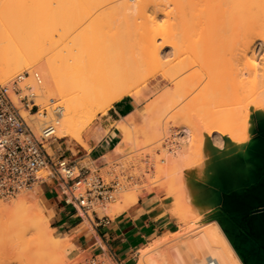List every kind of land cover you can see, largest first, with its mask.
<instances>
[{
    "label": "bare ground",
    "instance_id": "6f19581e",
    "mask_svg": "<svg viewBox=\"0 0 264 264\" xmlns=\"http://www.w3.org/2000/svg\"><path fill=\"white\" fill-rule=\"evenodd\" d=\"M4 1L8 8L4 11L0 10L2 11L0 12V77H10L16 71H21L26 68L29 70H31V68L39 69L43 80L41 81L42 83L38 84L37 89L34 88L36 91L38 90V98H35V104H41L46 107L48 100L53 102L54 99H56L57 102H53L55 108L52 109L56 117L49 116L51 115L50 113H52L49 109V115H43L39 110L38 115L35 116L38 119L37 124L53 121L55 139L66 138L74 140L84 148L87 147V144L81 137V132L87 128L88 124L95 117V114L97 112L104 113L113 102L118 101L123 95H127L132 89L138 87L139 83H134L131 80L136 73H138L141 66L159 62L160 59L166 58L171 53L173 54L177 47V42L174 39L175 34L168 28L170 12H163L160 1L131 0L133 1L132 5L129 0L131 6L128 4V0H120L121 2L119 0H114L130 8H123V4L116 5L119 3L115 2H113L114 4L111 3L115 6L106 4L110 6H107L110 8V13H107L109 10H106V14L103 12L104 15L94 17L96 25H94V27L92 26L91 31L89 30V24L87 25L89 29L85 27L88 30H86V33L90 31L89 37H82L84 34L79 36V32H77L78 37L75 36V33L74 36L68 38L72 41L67 39L70 45L66 41L67 44H65L64 47L61 41V48L59 47L60 49L58 50L56 49L59 44L56 46L55 43L56 49H54L57 52L55 51L56 53H54L53 58L41 62V55L43 52H33L34 46L36 45L35 37L29 36L22 30L16 32L17 30L14 25L10 27V30H3L4 18L12 10H16L15 8L13 9V7L16 6V0H3L1 4H3ZM71 1L72 0H56L58 4L57 9L59 10L56 21H59L57 24L55 23V28L63 18H68L69 20L66 19V22L69 23L70 21L75 22L74 20L78 17L77 9L75 10L76 12H71L70 6L73 7L75 5L71 3ZM93 1L95 2L96 0ZM101 1L103 2V0ZM170 1H172L174 5H178L176 7V9L179 10L178 16L181 17L180 20L184 19L186 17L182 10L184 6L180 7V4L191 0ZM216 1V5L220 8L219 17L229 22L231 26V51L228 58H226L225 62L220 66L222 84H229V86H235L237 88L246 87L248 82L253 85L255 84V79L259 78V76H257V78L255 76L256 68L257 70L262 68L259 71L260 73L257 71L258 75L261 74L260 78L256 81L257 85H259V82H261L260 80L264 79V74H262L264 73V0ZM76 2L77 0L75 3ZM90 3L92 4V2ZM84 5L85 4H82L83 10L85 8ZM82 6H78L80 8V13ZM117 6L122 7L118 8V10L116 8ZM112 7L113 9H111ZM20 9H22L21 6ZM20 9L18 12H20ZM89 12L92 13L91 11ZM16 13L17 10L15 15ZM90 13L88 14L89 17L86 16V19L93 15L90 16ZM12 14L13 13H10L9 15L11 16ZM162 14L165 19L160 24L158 21L162 19L160 17ZM132 20L139 21L132 23ZM63 22L66 23L65 20ZM63 22H61L62 26L64 25ZM130 23L132 24L130 25ZM134 24H136V26ZM133 25L136 28H134ZM62 26L57 29H60L59 31L63 34V29L67 26L65 28ZM103 26L106 30V27H108L107 33L109 34L103 36L105 37V41L102 38V42H104L101 46H98V43L97 46H94L96 44L92 45L85 42L87 39L96 40L98 35L97 32L101 33ZM12 27H14V29ZM129 27H133L134 29L130 30ZM105 29L104 31H106ZM80 30L81 29H79V31ZM58 38L61 39L63 37L58 35ZM59 39L56 41L58 42ZM8 40H14L16 45L12 50H3L2 46ZM62 40H64V38ZM52 46H54V44ZM49 49H51V47ZM46 50H48V48ZM64 50L67 51L66 54ZM73 50H75L74 53ZM259 50L263 51L262 56H260L262 58H260L261 60H258V55L256 54V51ZM67 53L69 56H66ZM64 56L70 60L64 62ZM60 57H62V60ZM58 58L60 60H58ZM257 60L261 62H257ZM197 62V58H192L190 61L177 63V66L168 65V67H173L166 73H162V77L171 81L173 84H178L185 78L184 73ZM166 63L169 64L170 61H166ZM257 66H260V68ZM241 70L244 71V74L245 72H249L248 74L252 72V75L254 73V77H251L252 80H247L249 75L246 74L248 77L245 78V81L242 77H246V75H239ZM32 73L30 72V74ZM202 73L203 74L200 76H208L209 74L208 71ZM151 75L153 74L151 73ZM33 81L34 80H32V82ZM263 81L261 82L262 87H264ZM257 85L255 84L253 86L255 87ZM259 89L262 90L261 86ZM261 94L264 99V89L261 91ZM175 104L176 103L173 101L169 104V107L174 108ZM50 106H52V104L47 107L50 108ZM152 111V105L146 106V113L148 115L152 113ZM186 114L190 116L192 113L190 110H187ZM262 121L264 122V117ZM262 121L259 127L262 126L263 128L264 123H262ZM127 124H129V122ZM117 129L120 133V141L114 149H112L114 153L125 150L132 143L128 137L125 124L118 125ZM89 130L90 129L86 130V133L89 132L90 134V131L93 129ZM188 132V128L185 127L176 131V133L184 135ZM221 137H223V134L215 132L214 134L206 135L205 139L207 143L209 141L215 143L220 141ZM220 154H214L212 159L210 158L211 160L209 159L210 161H208L207 171L209 183L206 187L208 188L209 197L204 201H197L196 199L199 197V188H195L188 192L189 197L192 199L193 206H196V204L201 205L204 209L209 211L208 213L210 215L215 216L214 219L210 220L212 223L207 224V222L198 224L180 233H173V235H171L173 236L172 238L161 236V238L153 241L151 244L149 243L148 246L145 245L146 247L138 251L139 255L136 264H264V226L262 222L258 218H245L247 212L244 210L228 208V204L226 205L224 200V195L233 192L235 195H239V191H236V189L234 190V188L225 190L220 182L221 177L219 178L225 171L226 166V171H229L235 163H241L243 168L242 170L240 168L238 171L243 172L245 170L246 182L248 185L247 192L252 191L255 193L256 188L264 181V171L253 180L247 176V166L243 161L236 157H227L230 155H237L242 160H246L254 154H259L264 160V140H261V138L256 139L255 142L252 143L248 153L231 146ZM181 158L182 155L180 153H173L171 156H166V165L158 168V171L166 169L170 173L172 181H178V178L183 177L186 170L184 163L179 162ZM226 158L231 161L224 163L223 161L227 160ZM200 185L202 186L203 184ZM36 187L38 188V186ZM136 190H130L122 195H116V201L106 207L104 214L113 216L134 203L142 193L140 191L141 193L139 194ZM145 190L147 189L145 188ZM16 196L15 198L13 197L14 200L6 205H3L0 201V215L5 217L4 223L11 215L17 214V219L13 227L16 231L33 234L36 240V246L43 252V255L51 257L53 254L62 252L67 241H60L57 237H54L51 228L48 226L47 219L40 213L37 207L38 205L34 192H21ZM32 199L33 203L29 205L28 201ZM253 202L255 203V200ZM31 206H34L35 209ZM170 206L175 209L174 206L176 205ZM173 209L172 212H174ZM88 214L90 216V213ZM63 261L64 259L60 256L57 259H51L50 264H63Z\"/></svg>",
    "mask_w": 264,
    "mask_h": 264
},
{
    "label": "rangeland",
    "instance_id": "374dc122",
    "mask_svg": "<svg viewBox=\"0 0 264 264\" xmlns=\"http://www.w3.org/2000/svg\"><path fill=\"white\" fill-rule=\"evenodd\" d=\"M2 1L3 0L0 1V10L4 11L8 8V6L5 1L1 4ZM75 1L76 0H72L71 3L75 4L74 6L77 8L70 6V9L72 10L71 12L73 13L77 9L78 17L74 20L75 22L70 21L71 24L68 26L70 23L66 22V19L68 18H63L66 23H64V20L62 19V21H60L58 26L55 28V25L59 21H56L59 11L57 9L58 4L56 3V0H16L15 5L17 7L15 6L13 9L15 8L18 14L16 13L15 15L16 10H12L10 12L13 13L11 16L9 15L10 13L7 14L3 21V30H10V27L14 25L17 30L16 32H18V30H22L29 36L35 37L36 45L34 46L33 52H43L41 55V62L52 59L54 53L57 52L56 50L61 48V43L62 46L64 44L65 47V44H67L66 41L68 44L69 41H72L68 38L74 36L75 33V36H77V32H79V36L84 34L88 36L83 35L82 37H89L92 26L94 27V25H96L94 17L104 15L103 12L106 14V10L110 9L108 8L110 7L109 5L117 0H108L110 3L107 0H103V2L101 0H96L95 2L93 0H77L76 3ZM130 1L128 0V4ZM155 1H160L163 12H170L168 28L175 34L174 39L177 42L176 50L173 54H169L166 58L160 59L159 62H153L148 65L141 66L138 73H136L131 80L134 83H139L138 87L132 89L127 95L122 96V98L124 96H129L136 104L138 103L137 111H133L122 117V120L116 124V127L120 124H125L128 137L132 142L129 147L119 153H114L112 151V154L106 155L102 160L96 163L82 161L80 165H77V167L89 168L91 177L100 176L103 182L109 185L112 189V199L110 201L104 202L103 204L96 203V206H94L98 207L95 208L93 206L91 210L88 211V213H90L89 217L91 221L96 218L93 212H95L98 217L106 215L104 214L106 207L116 201L115 198H117L118 194L122 195L130 190L134 191L136 189L139 194L142 192L140 195L145 193H158L162 196V199L169 202L170 205H176L174 206L175 209L172 207L171 209H173V213L179 218V227L173 232L163 235L165 237L168 236L167 238H172L173 236L171 235H173V233H180L187 228H191L202 223L208 222L207 224H210L212 223L210 220L215 218V216L210 215L208 213L209 211L204 209L203 206L198 204H196V206L192 205V199L188 195V192H190L187 188L188 181L190 180L192 183L196 182L203 184L202 186L206 187L209 183L207 171L208 161L212 159L214 154H220L223 151L225 152V150L231 146L248 153L251 149L252 143H254L256 139L261 138L264 140V125L263 128L262 126L259 127L261 125L260 122L264 117V99L261 94V91L264 89L261 82L264 79L260 80V84L257 85L256 81L261 75H258L257 71L259 72L262 68L260 70H257L256 68L255 76L256 78L259 76V78L255 79V84L257 85L255 87L253 86L255 84L252 85L250 82H248L244 88H237L235 86H229V84H222L220 66L225 62L226 58H228L231 51V26L229 22H226L223 18L219 17L220 8L216 5V0H191L180 4V7L184 6L182 10L186 15V17L181 20V17L178 16L179 10L176 9L178 5H174V3L170 0ZM90 2H92V4ZM120 2L115 3H119L116 5L123 4ZM82 4H85L84 10ZM113 4H111V6ZM131 4L133 5V1H131ZM79 5L82 6L81 13L80 8L78 7ZM20 6L22 9H20ZM18 7L20 12H18ZM121 7L117 6L116 8L118 9ZM125 7L128 6L124 5L123 8ZM129 8L130 7H128V9ZM111 9H113V7ZM88 12L90 13V16L93 14V19L92 16L86 19V16L89 17ZM108 12L110 13V10L107 11V13ZM163 14L160 15L162 19L158 21L160 24L165 19ZM134 21L135 20H132L131 22L136 23L139 20ZM61 22L64 23L63 26ZM132 23H130V25ZM88 24L90 29L87 27ZM134 25L136 26V24ZM60 26L64 28L67 26L63 29V34L59 31L60 29H57L60 28ZM85 27L90 30L87 32L88 34L86 33L87 29ZM133 27H129L130 30L136 28ZM12 28L14 29V27ZM78 28L81 29V32ZM106 28L107 30L103 26V34L102 32H97L99 35V37L97 35L99 42L97 38L96 40L89 39L90 41L87 39L85 42L92 45L96 44L94 46H97L98 43V46H101L105 41V37L103 36L109 34L107 33L108 27ZM104 29L106 31H104ZM58 35L63 37L64 40H62L63 38L59 39ZM57 38L59 39L58 42L56 41L58 40ZM102 38L104 40L103 42ZM55 43L56 46L59 44L57 49ZM53 44L55 47L52 46ZM15 45L16 42L14 40H8L3 44L2 49L12 50ZM50 47L51 49H49ZM47 48L48 50H46ZM66 52L67 51H65V54ZM74 52L75 50H73V53ZM256 54L258 55V60H261L262 58L260 56H262L263 51H256ZM66 56H69L68 53ZM61 58L62 57H60V59ZM192 58H197L198 62L184 73L185 78L178 84H173L171 81L162 77V73H166L171 67L177 66V63L190 61ZM60 59L58 58V60ZM63 60L64 62H67L70 59L65 57ZM258 60L257 62H261ZM166 61H170V63L167 64ZM168 65L173 66L168 67ZM260 66L257 67L260 68ZM24 71L29 74L25 79V82L33 85L34 88L37 89L38 84L34 81V83L32 82L33 79H31L32 76L30 74L32 71H37L40 77V83H42L41 81L43 79L40 70L37 68H31V70L28 68L22 69L21 71H16L10 77H0V80H7L15 74L22 73ZM205 71H208V76H200L203 74L202 72ZM242 71L243 70H241L239 75L243 76L244 71ZM151 73L153 75H151ZM248 73L249 72H245L244 75ZM248 75L242 78L245 79L248 77L247 80L251 81V77H254V73L252 75L251 72V74ZM258 86H261L262 90H260ZM36 92V95L38 96V90ZM55 101L57 102L56 99H54L53 102L55 103ZM173 101L176 103L175 107L170 108L169 104ZM53 102L48 100V104H52L50 108L47 107L49 106L48 104L46 106L47 108L41 104H37L38 109L43 115H49L50 112L53 113L52 109L55 108V105L53 106ZM148 105L153 106V111L149 115L146 113V106ZM48 109L51 111L48 112ZM34 110L35 109H33L32 112ZM187 110L191 111L192 114L190 116H187ZM52 113H50L51 115L49 116L56 117V114ZM21 114L23 116L28 115L24 110H21ZM99 114L103 113L97 112L88 126L97 118ZM128 122L129 124H127ZM262 123L264 122L262 121ZM88 126L81 132L82 138L83 134L86 133V130H88ZM184 127L189 130L187 134L184 135L176 133V131H179L180 128ZM215 132L223 134V137H221L218 142L214 143L209 141L207 143L205 136L214 134ZM49 144L50 148L47 149V152L51 155L58 156V154H63L69 158V152H71L72 155H75L72 156V159L74 160L80 155V153L77 152V149L81 145L74 140L56 138L49 140ZM173 153H180L182 155L179 162L184 163L186 167L183 177H179L178 181H172L170 173L166 169L158 171V168L166 165V156H171ZM236 156L237 155H230L227 158ZM76 173L77 169H73V174ZM47 175L48 168L45 167L41 171L40 176L45 178V183L48 182L52 185V182L47 178ZM243 179V183L234 187V190L236 189V191H239V195H236L238 197H243L246 193L250 194V192H247L248 185L246 177H243ZM193 187L195 186H192V188ZM145 188L147 190H145ZM189 189H191V186ZM21 192H34L37 200V207L39 208L40 213L47 219L48 226L51 228L54 237H57L60 241L67 242L65 247L62 249V252L53 254L51 257H48L47 255L45 256L42 254L43 252L37 248L36 240L34 239L33 234L16 231L13 227L17 219V214L11 215L5 223V217L0 215V264H50L51 259H57L60 256L64 259L63 264H85L91 256L90 253L84 251L82 252L81 250H74L72 248L70 238L60 234L58 230H55L50 226L52 224L49 222V216L45 209L39 186L37 188L35 185L31 189ZM21 192H19V194ZM17 194L12 196L0 194V201L3 205H6L10 201L14 200V198L17 197ZM233 194L235 193L233 192ZM196 200L200 201L199 197ZM32 203L33 199L28 201L29 205ZM31 207L35 209L34 206ZM99 208H103V211ZM71 212L74 214L77 213L76 210H72ZM106 216L110 218L113 217L111 215ZM84 224H87L88 227L90 226L89 222L86 220ZM148 245L149 243L146 244V246ZM138 255L139 252L135 253L129 264H136Z\"/></svg>",
    "mask_w": 264,
    "mask_h": 264
},
{
    "label": "crops",
    "instance_id": "0c3cea01",
    "mask_svg": "<svg viewBox=\"0 0 264 264\" xmlns=\"http://www.w3.org/2000/svg\"><path fill=\"white\" fill-rule=\"evenodd\" d=\"M137 105L138 103L136 104L131 97L124 96L113 103L103 114H99L88 126V129H93L89 130L90 134L89 132L83 134L87 149L82 146L78 147L77 152L80 155L75 160L73 159L76 164L80 165L82 161L96 163L106 155L112 154V149L120 141V133L116 124L122 120V117L137 111ZM72 156L75 155L69 152L68 157L72 158ZM228 161L231 160L227 159L223 162ZM261 163H263L261 160L251 159L247 164V176H255L261 170ZM240 168L241 170L243 168L241 163H235L229 171H226V166L225 171L219 176L225 190L244 182L245 170L239 172ZM190 186L191 189H189ZM192 186L195 187L192 188ZM39 188L49 222L52 224L50 226L70 238L74 250L89 252L90 255L108 253L122 264H129L133 255L146 244L179 227V218L172 212L170 203L163 200L158 193H145L138 196L134 203L111 218L106 215L98 217L95 214L96 218L88 221L85 218L81 220L78 213L71 212L75 210L74 207L64 203L58 188L53 184L46 182L39 185ZM187 188L190 191L199 188L200 201L209 197L208 188L199 183H192L189 180ZM225 203L230 207L244 205L237 198H230ZM85 220L89 222V227L84 224Z\"/></svg>",
    "mask_w": 264,
    "mask_h": 264
},
{
    "label": "built area",
    "instance_id": "2783aa9c",
    "mask_svg": "<svg viewBox=\"0 0 264 264\" xmlns=\"http://www.w3.org/2000/svg\"><path fill=\"white\" fill-rule=\"evenodd\" d=\"M28 75L24 71L0 80V194L12 196L45 183L40 174L47 167V178L58 188L64 203L73 206L81 220L91 221L88 211L96 203L110 201L112 189L100 176L91 177L89 168H78L71 157L47 152L49 140L55 139L54 125L53 121L37 124V92L25 82ZM31 76L40 83L37 72ZM21 110L28 115L23 116ZM73 169H77L76 174ZM85 264L122 263L102 253L91 255Z\"/></svg>",
    "mask_w": 264,
    "mask_h": 264
},
{
    "label": "water",
    "instance_id": "95a60500",
    "mask_svg": "<svg viewBox=\"0 0 264 264\" xmlns=\"http://www.w3.org/2000/svg\"><path fill=\"white\" fill-rule=\"evenodd\" d=\"M236 158H239L241 161H243L246 164V166L250 162V160L254 158L261 160L263 162L260 165L261 170L255 176H251V177L248 176L249 178L253 180H255L258 177V175L262 174V172L264 171V160L259 156V154H254L246 160H242L239 156H236ZM230 198H237L244 205L237 206V207H230L226 204L229 209L237 208L242 211L244 210L247 212L246 217H249L250 215L249 218H252V219L258 218L264 226V181L260 183V185L256 188L255 193L251 191L250 194L246 193V195L243 197H238L235 194L231 193L225 196L224 200L227 201ZM254 200H255V203H253Z\"/></svg>",
    "mask_w": 264,
    "mask_h": 264
}]
</instances>
